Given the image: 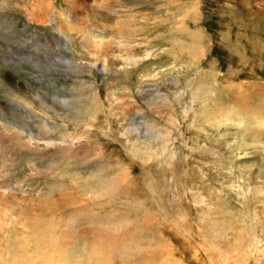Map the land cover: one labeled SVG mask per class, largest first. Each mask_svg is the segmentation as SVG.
I'll list each match as a JSON object with an SVG mask.
<instances>
[{
  "label": "rangeland",
  "instance_id": "1",
  "mask_svg": "<svg viewBox=\"0 0 264 264\" xmlns=\"http://www.w3.org/2000/svg\"><path fill=\"white\" fill-rule=\"evenodd\" d=\"M0 227V264H264V0H0Z\"/></svg>",
  "mask_w": 264,
  "mask_h": 264
},
{
  "label": "bare ground",
  "instance_id": "2",
  "mask_svg": "<svg viewBox=\"0 0 264 264\" xmlns=\"http://www.w3.org/2000/svg\"><path fill=\"white\" fill-rule=\"evenodd\" d=\"M55 10V9H54ZM57 18H59L60 19V21H62L61 20V16L59 15V12H58V16H56ZM119 23V22H118ZM66 28H64V27H62L61 25H60V27H59V29H61L60 31H63V28H64V31L63 32H70V31H72V30H76V29H73V28H69V26H68V24L67 25H64ZM123 29V28H122ZM81 32H83V30H81ZM196 39V38H195ZM88 43H90V42H88ZM96 45H97V43H95ZM95 49H96V53H91L93 56H95V57H97V56H99L98 54H100L101 52H104L105 50L107 51V49H105L104 47H102V44H100V45H98V46H96L95 47ZM130 49V51H132V48H129ZM130 51H127V55L126 56H114V57H112V60L111 61H109V60H106V59H104L103 61V66H104V69L105 70H111L112 72H116L117 73V71L118 72H120V73H123V72H126V73H128L130 70H132V69H135V68H138L141 64H142V62H144V61H146L148 58H150L151 56H152V54H153V52L152 51H150V50H146V52H145V54L143 55V56H136V54L135 53H133V54H131V52ZM202 52V51H201ZM200 52V53H201ZM195 53V52H194ZM198 53H199V51H198ZM102 54V53H101ZM177 56V58L179 59V56L178 55H174L173 57H174V59H175V63H177V61H178V59L177 58H175ZM102 58V57H101ZM117 60H116V59ZM193 58L195 59V56H193ZM98 59H100V58H98ZM106 63H107V65H106ZM141 68V67H140ZM147 70V69H146ZM110 71V72H111ZM130 73V72H129ZM150 73H148L147 72V74L146 73H144L143 74V76L145 77V76H148ZM150 79H151V75H150ZM211 91V90H210ZM94 99H95V97H94ZM93 99V103L95 102V100ZM96 103V102H95ZM94 106H95V104H94ZM93 106V104L91 105V106H89L88 107V109H91V108H93L94 107ZM88 111V110H87ZM230 112V111H229ZM231 115H227L226 116V118H228V117H230L231 118V116H233L234 114H232V113H230ZM127 115V114H126ZM135 129V128H134ZM130 131H132V130H130ZM134 133V132H133ZM23 141V140H22ZM25 142H28V144L29 143H31L32 144V142H34L33 140H28V141H25ZM33 145V144H32ZM76 179H78V178H76ZM81 180V179H80ZM106 179L104 178V176H101V175H99L98 177H94V178H92V180H91V182H92V184H93V186H97L98 184H99V182L100 183H102L103 181H105ZM79 181V180H78ZM77 181V182H78ZM107 181H108V179H107ZM111 181V180H110ZM106 182V181H105ZM115 183V182H114ZM106 184V183H105ZM113 184V183H112ZM115 185H117V184H115ZM101 191H103V190H101ZM107 193V192H106ZM48 204V203H47ZM63 204V203H62ZM64 210V209H63ZM40 219V218H39ZM42 219V218H41ZM44 219V218H43ZM7 221V220H6ZM9 221V220H8ZM8 224V223H7ZM45 224V225H44ZM43 225L44 226H46L47 224H46V222H44V221H39V222H37L36 224H35V228H38V231H39V234L40 235H42V236H44V238H46V237H48L51 233L50 232H45V229L46 228H43ZM1 228V227H0ZM3 228V227H2ZM47 230H49V229H47ZM47 234H49V235H47ZM41 236V237H42ZM50 239H52V238H49V241H50ZM51 241H53V239L51 240ZM31 243V242H30ZM45 245H46V247H48V249H50V247L53 245V243L51 244V243H48L47 241L46 242H43ZM48 243V244H47ZM56 243H58V242H56ZM44 244H43V246H44ZM55 245V244H54ZM60 245V244H59ZM56 246H57V244H56ZM57 247H59V246H57ZM48 249L46 250V248H45V252H48V254H45V257L43 258V262L45 261V263L44 264H67V262H66V260H62L61 259V257H59L58 255H56V252L53 254V252L51 251L50 253H49V251H48ZM52 249V248H51ZM53 250V249H52ZM55 250V249H54ZM73 251V250H72ZM72 251H70V252H72ZM76 252V251H75ZM75 252H74V254H75ZM37 253V252H36ZM58 253V252H57ZM73 253V252H72ZM77 253V252H76ZM61 255V254H60ZM71 255V254H70ZM72 256H74V255H72ZM36 257H37V255H36ZM70 257V256H69ZM74 257H76V256H74ZM25 259V258H24ZM69 259V258H68ZM76 259V258H75ZM79 259H82V258H79ZM71 260V259H70ZM16 262V261H15ZM42 262V263H43ZM71 262H75V260L73 259V261H71ZM81 262H82V260H81ZM32 263H34V261H32V260H30V259H28V260H26L25 262H23V264H32ZM69 264V263H68ZM77 264V263H76ZM85 264V263H84Z\"/></svg>",
  "mask_w": 264,
  "mask_h": 264
}]
</instances>
